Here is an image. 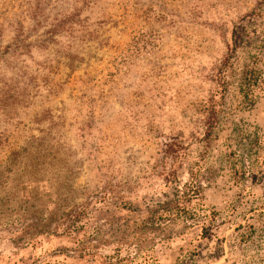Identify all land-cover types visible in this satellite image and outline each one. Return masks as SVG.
I'll return each instance as SVG.
<instances>
[{
	"label": "rangeland",
	"instance_id": "obj_1",
	"mask_svg": "<svg viewBox=\"0 0 264 264\" xmlns=\"http://www.w3.org/2000/svg\"><path fill=\"white\" fill-rule=\"evenodd\" d=\"M254 62L264 0H0V264H264Z\"/></svg>",
	"mask_w": 264,
	"mask_h": 264
},
{
	"label": "trees",
	"instance_id": "obj_2",
	"mask_svg": "<svg viewBox=\"0 0 264 264\" xmlns=\"http://www.w3.org/2000/svg\"><path fill=\"white\" fill-rule=\"evenodd\" d=\"M264 87V77L262 70L258 68L257 62H254L244 73L242 84L240 86V94L244 103L251 105L257 98V93ZM178 202L177 200H175ZM169 202V209L165 211V218H170L174 215L180 216L187 210L180 205Z\"/></svg>",
	"mask_w": 264,
	"mask_h": 264
}]
</instances>
